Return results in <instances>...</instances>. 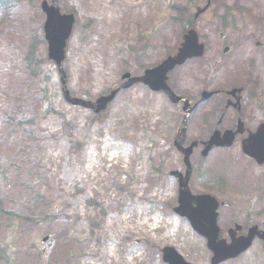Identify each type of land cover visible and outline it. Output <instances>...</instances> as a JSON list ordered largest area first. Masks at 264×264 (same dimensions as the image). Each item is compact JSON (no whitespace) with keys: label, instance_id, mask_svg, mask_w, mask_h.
Segmentation results:
<instances>
[{"label":"rangeland","instance_id":"1","mask_svg":"<svg viewBox=\"0 0 264 264\" xmlns=\"http://www.w3.org/2000/svg\"><path fill=\"white\" fill-rule=\"evenodd\" d=\"M222 1L194 20L206 52L178 69L175 90L194 101L202 88L246 83L251 91L242 98L243 120L252 129L264 120V0ZM40 2L14 0L0 11V161L5 166L0 180V253L2 248L8 253V260L0 254V264H33L31 249L42 248L45 234L54 243L44 264H165V245L175 246L190 261L209 264L203 237L173 210L178 185L168 171L181 168L173 144L183 116L181 103L134 84L119 90L103 118L93 119L90 109L65 100L58 69L45 57V41L37 47V54L45 57L42 72L39 77L27 74L26 45L36 24L42 27L44 20ZM205 2L59 0L60 7L74 8L76 18L63 62L67 87L75 96L94 99L117 87L124 70L140 73L155 64L180 42L189 11ZM177 6L188 7L181 21L176 19ZM226 6L232 14H225ZM229 20L233 27H228L224 44L230 49L223 53L214 30H223L221 25ZM38 31L36 36L43 34L42 28ZM213 61L227 73L209 77L205 63ZM44 74L59 114H44L38 102ZM221 96L192 110L187 138L203 139L208 130L236 120L234 110L228 109L218 123ZM240 139L213 148L206 157L197 151L190 156L191 189L229 202L219 208L223 228L245 216L264 224V166L242 152ZM125 211L132 216L128 227L121 221ZM30 213L52 217L35 222L28 218ZM112 217L115 224L108 226ZM171 222L179 228L173 236ZM153 223L160 229L148 231L155 229ZM109 239L119 251L105 261ZM129 250L136 255L134 263L122 260L123 252L132 254ZM222 264H264V249L256 241Z\"/></svg>","mask_w":264,"mask_h":264},{"label":"water","instance_id":"2","mask_svg":"<svg viewBox=\"0 0 264 264\" xmlns=\"http://www.w3.org/2000/svg\"><path fill=\"white\" fill-rule=\"evenodd\" d=\"M42 8L46 12V21L44 24V30L46 38L49 42V55L59 65L64 57V46L66 39L71 33L72 24L74 21L72 14H61L57 5V0H52L51 5H48L46 1H43ZM203 52V44L198 43L197 35L194 31L190 30L184 35V42L178 49V53L174 56L168 57L159 66L146 70L145 75L140 78H132L129 83L141 79L147 82L151 87L155 89H165L168 91L169 96L173 101L182 99L185 102L184 108L187 110L188 101L184 98L177 97L170 91L166 84V73L175 64L182 63L187 57L198 56ZM116 90L111 91L108 96H102L98 98L94 103L86 102L80 99H70L73 103H78L84 106H91L95 111L105 108L106 103L112 99ZM211 92H204L202 97H207ZM185 124V121H184ZM183 124V125H184ZM241 122L236 131L227 130L223 133L222 137L220 132L215 130L209 140L206 142V146L203 150V154L212 147V145H230L234 139L236 132L241 131ZM181 130H184L182 127ZM196 142H193L189 146L185 153V161L188 165V169L183 181L180 182L179 192V205L175 208L181 215H186L192 222L193 226L208 238V244L214 250V260L216 262L221 261L227 257L235 256L243 249H245L251 239L250 233L246 237L238 238L231 244L227 245L224 239L218 240L219 228L217 226V207L218 201L215 197L209 194L193 195L187 187V177L189 173L188 155L192 149V146ZM243 149L248 153L259 157L264 154V125H261L254 135L248 139L243 140ZM193 201L195 205H193ZM264 237V235H263ZM46 239V238H44ZM175 255L176 259L180 262L181 257L173 249H169Z\"/></svg>","mask_w":264,"mask_h":264},{"label":"trees","instance_id":"3","mask_svg":"<svg viewBox=\"0 0 264 264\" xmlns=\"http://www.w3.org/2000/svg\"><path fill=\"white\" fill-rule=\"evenodd\" d=\"M12 0H0V9L1 8H8V6L10 5V2ZM35 48V42L31 41L29 44V48L27 50V55H26V59H27V64L26 67H29L30 62L32 61L31 58L33 56V50ZM42 91H41V98H42V103L43 105L47 108V110H51V101H50V90H49V86L48 83L45 82L43 84V86L41 87ZM7 257V256H6Z\"/></svg>","mask_w":264,"mask_h":264},{"label":"flooded vegetation","instance_id":"4","mask_svg":"<svg viewBox=\"0 0 264 264\" xmlns=\"http://www.w3.org/2000/svg\"><path fill=\"white\" fill-rule=\"evenodd\" d=\"M221 68H224L223 66H220ZM175 81H177L176 80V78H174V75H172V77H171V81H170V83H171V85L175 82ZM229 128H235V124H232V125H230V126H228ZM245 130H249V128L246 126V124H245ZM188 143H189V140H186V137L183 139V141H182V144L184 145V146H187L188 145ZM200 146L199 147H201L202 148V146H203V144H199ZM180 155H181V153H180ZM241 224H242V228L240 229V231H239V233L238 234H242V235H247L248 234V232H249V229H250V227L253 225V224H257L260 228H263L264 229V224L260 221V222H256V223H254V222H252L251 220H248V218H247V216H245L244 218H243V220L241 221ZM258 242L260 245H261V247L263 248V246H262V240L261 239H259V238H257V237H255V239H254V242ZM254 244V243H253Z\"/></svg>","mask_w":264,"mask_h":264},{"label":"bare ground","instance_id":"5","mask_svg":"<svg viewBox=\"0 0 264 264\" xmlns=\"http://www.w3.org/2000/svg\"><path fill=\"white\" fill-rule=\"evenodd\" d=\"M122 14V13H121ZM126 212L127 211H125L124 212V216H121V220L122 221H124V222H130L131 221V218H132V216H131V213L129 214H126ZM143 213L142 212H140V215H142ZM110 220V219H109ZM112 221H114L115 222V219L112 217L111 218V222ZM142 224V223H141ZM171 226H172V229L171 230H173L174 228H176V222L174 223V222H171ZM176 229H178L179 230V228H176ZM184 229V228H183ZM185 230V229H184ZM186 234H187V232H186ZM170 235H174V234H171V232H170ZM173 238V237H172ZM127 254V253H126ZM85 264V263H84ZM91 264H95V263H91Z\"/></svg>","mask_w":264,"mask_h":264}]
</instances>
